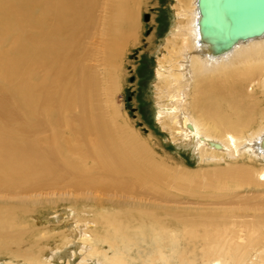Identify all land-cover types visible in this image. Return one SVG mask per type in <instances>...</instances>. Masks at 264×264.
<instances>
[{"label": "bare ground", "instance_id": "6f19581e", "mask_svg": "<svg viewBox=\"0 0 264 264\" xmlns=\"http://www.w3.org/2000/svg\"><path fill=\"white\" fill-rule=\"evenodd\" d=\"M141 1L0 0L3 264H129L110 258L105 244L130 250L154 229L179 233L181 264H197L199 252L204 264H264V167H229L206 201L179 204L165 179L195 172L161 162L121 121V60L139 40ZM173 1L155 52L158 125L201 163H263L264 34L215 52L197 0ZM64 185L86 189L83 200L103 208L89 219L74 198L66 229L32 224L46 199L74 195L49 192ZM115 189L130 194L112 201L105 192Z\"/></svg>", "mask_w": 264, "mask_h": 264}, {"label": "rangeland", "instance_id": "374dc122", "mask_svg": "<svg viewBox=\"0 0 264 264\" xmlns=\"http://www.w3.org/2000/svg\"><path fill=\"white\" fill-rule=\"evenodd\" d=\"M171 3H174V1H141V26L139 31V40L136 43L132 42V44L129 45L124 58L121 60L122 85L119 91L120 93H118L116 98L121 112V121L126 123L130 129L137 132L143 140L148 142L153 152L156 154V157L161 162L175 170L182 168L184 171L195 172L189 179L176 180V182L169 178L165 179L166 183H170V181H172L171 184L175 186L174 189L171 190V194L175 201H178L179 204L183 205L188 202L189 206H194V202L206 201V199H208V194L214 193V190L211 188L220 180H217V177L219 178L220 176H224L223 179L220 177L221 180H226V178L231 177L230 175H227L229 167L248 163L256 168H259L264 167V162L261 163L257 159H249L245 156L246 158L243 159H241L242 157H239V159H229L225 157L224 160L218 162H203V164L199 162V160L194 159L191 152L185 149H179L172 142L167 131L163 130L161 126L158 125L155 117V98H153V92H156L154 72L157 64V53L155 52L156 48L162 42V37L165 36L171 24ZM146 12L149 13V18L147 20L144 19V14ZM131 76H133L132 80H130ZM1 86L2 84H0V92H3V88ZM252 160H254V163L251 162ZM205 175L209 177V181L205 180ZM211 182H213V184H211ZM50 190L49 192L54 191L68 194H72L71 192H74V195H76L74 196L72 194L73 196H65V202L55 200V202L47 203L46 201L48 199H46V201L43 202L44 204L41 203L42 208H39V216L37 218L34 217L35 219H33V221L36 223L32 222V224L37 226L39 225L40 228L43 226L42 228L45 230L59 231L66 229L68 221H71L72 217L75 215L73 206L76 205L74 202L77 198L78 204L76 207L86 210L85 215L87 214L86 217H89V219L95 216L97 210L101 211L100 208H103H99L98 205L94 206L95 204L92 201L83 200L87 196L84 192L86 189H74L72 186L64 185L53 190L50 187ZM167 190L169 191L170 189ZM217 192L218 191L216 190V193ZM97 194H101L99 197L103 195L102 193ZM105 194L114 198L121 197V194L130 193L115 189L105 192ZM107 195H103L102 198L106 199ZM136 195L138 194L136 193ZM48 197H50V199L57 198L56 196H54V198H52V196ZM99 197L98 200H100ZM111 200L118 201L119 199L117 198L116 200L115 198H111ZM104 203L109 208L110 205L108 204L110 203ZM107 206H105V208H107ZM70 207H72V210H70ZM68 208L69 210H67ZM94 208H96V210ZM57 212L61 213V216H58ZM48 226L50 228H47ZM54 227L56 230H54ZM143 237L144 239L141 240V245L133 247V249L130 250L125 249L123 251L116 252L110 249V247L106 244L104 247L110 252V258L116 260L118 256H123L127 258L129 264H181V262H184L185 259H182L180 255L181 249L185 247V242L181 240L179 233H171L169 230L154 229L146 233ZM123 248L125 247L123 246ZM200 253L201 252H199V257L197 255L196 263L204 264L205 261L202 258V253ZM6 261H9V259L5 258V256L0 257V264H3V262L5 263ZM160 261L165 262L160 263Z\"/></svg>", "mask_w": 264, "mask_h": 264}, {"label": "water", "instance_id": "95a60500", "mask_svg": "<svg viewBox=\"0 0 264 264\" xmlns=\"http://www.w3.org/2000/svg\"><path fill=\"white\" fill-rule=\"evenodd\" d=\"M197 10L202 36L215 52L222 53L238 41L264 34V0H197ZM148 18L146 12L144 19Z\"/></svg>", "mask_w": 264, "mask_h": 264}]
</instances>
